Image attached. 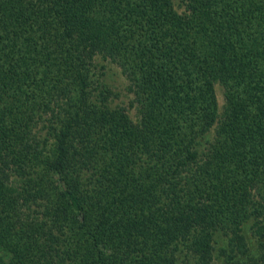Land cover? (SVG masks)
I'll return each instance as SVG.
<instances>
[{
	"label": "trees",
	"instance_id": "trees-1",
	"mask_svg": "<svg viewBox=\"0 0 264 264\" xmlns=\"http://www.w3.org/2000/svg\"><path fill=\"white\" fill-rule=\"evenodd\" d=\"M180 2L0 0V264H212L248 219L264 240V0Z\"/></svg>",
	"mask_w": 264,
	"mask_h": 264
},
{
	"label": "rangeland",
	"instance_id": "rangeland-1",
	"mask_svg": "<svg viewBox=\"0 0 264 264\" xmlns=\"http://www.w3.org/2000/svg\"><path fill=\"white\" fill-rule=\"evenodd\" d=\"M172 1L176 9H182L180 0ZM93 70L94 78L106 83L112 90L110 97L113 103L123 104L127 108L129 114L134 117L135 108L128 104L131 93L127 90V81L121 74L119 68L114 63L97 57ZM215 92L220 105L222 103V87L218 83L215 84ZM252 222L253 219H248L243 224L242 233L245 243L243 250L237 249L233 242L225 235L219 234L216 237L217 240L215 242L212 264H227V260L230 258H239L249 264H264V245L260 244L262 239H259L257 234L253 231L254 226ZM220 248H222L221 251ZM176 264H192V262L189 259L179 258Z\"/></svg>",
	"mask_w": 264,
	"mask_h": 264
}]
</instances>
